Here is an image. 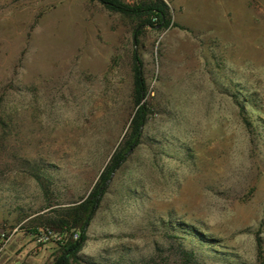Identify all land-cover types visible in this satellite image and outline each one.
<instances>
[{"label": "rangeland", "instance_id": "rangeland-1", "mask_svg": "<svg viewBox=\"0 0 264 264\" xmlns=\"http://www.w3.org/2000/svg\"><path fill=\"white\" fill-rule=\"evenodd\" d=\"M164 1L158 28L99 0H0V258L55 264L82 232L67 264H264V0ZM134 52L139 142L84 230L49 226L128 130Z\"/></svg>", "mask_w": 264, "mask_h": 264}, {"label": "trees", "instance_id": "trees-1", "mask_svg": "<svg viewBox=\"0 0 264 264\" xmlns=\"http://www.w3.org/2000/svg\"><path fill=\"white\" fill-rule=\"evenodd\" d=\"M108 8L126 15L135 16L138 20V26H151L164 28L171 23V13L168 4L164 0H142L134 4H127L122 0H99ZM138 30H136V35ZM132 73H133V99L137 108L131 118L127 132L122 141L116 147L110 156L105 169L100 175V179L95 183L85 199L77 203L67 205L60 210H54L45 223L53 227H79L84 228L94 214L102 195L105 192V185L110 174L116 171L125 161L127 153L132 150L139 142L141 128L145 124L148 114L147 103L143 102L146 95V83L142 62L137 52L132 55ZM37 232V229L35 230ZM84 241V235L81 232L78 239L69 241L64 252L57 258L55 264H67L69 257L78 251ZM180 256L183 264H191L193 253L188 250H181ZM106 264V263H97Z\"/></svg>", "mask_w": 264, "mask_h": 264}, {"label": "built area", "instance_id": "built-area-1", "mask_svg": "<svg viewBox=\"0 0 264 264\" xmlns=\"http://www.w3.org/2000/svg\"><path fill=\"white\" fill-rule=\"evenodd\" d=\"M72 235L77 237L78 233L76 231H73ZM10 239V234H6L4 232L0 233V255L5 250ZM51 241H57L62 243L64 241V237L63 235L56 233L51 229H39L37 232L34 233L35 245L45 244Z\"/></svg>", "mask_w": 264, "mask_h": 264}, {"label": "crops", "instance_id": "crops-1", "mask_svg": "<svg viewBox=\"0 0 264 264\" xmlns=\"http://www.w3.org/2000/svg\"><path fill=\"white\" fill-rule=\"evenodd\" d=\"M180 4H184V3H186V2H189V1H196V0H177ZM218 1H222V2H224V3H226V1L225 0H218ZM243 1L244 0H239V2H240V7H241V9L243 8L242 6H243ZM35 243V242H34ZM24 256L25 255H23L22 257H20L19 259H12V257L11 256H9V255H4V256H2L1 258H0V262H1V264H3V263H6V264H20L19 262H21V260L23 261L24 260ZM18 258V257H17ZM18 262V263H17Z\"/></svg>", "mask_w": 264, "mask_h": 264}]
</instances>
